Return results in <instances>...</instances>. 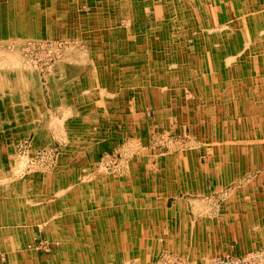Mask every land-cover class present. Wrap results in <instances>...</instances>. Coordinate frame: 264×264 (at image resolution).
<instances>
[{
	"label": "bare ground",
	"instance_id": "bare-ground-1",
	"mask_svg": "<svg viewBox=\"0 0 264 264\" xmlns=\"http://www.w3.org/2000/svg\"><path fill=\"white\" fill-rule=\"evenodd\" d=\"M124 1L127 4V0ZM225 1L220 0L216 17L219 12L220 14L222 12V15L227 12ZM245 1L248 8L243 12L252 13L248 19L261 18L260 20L264 22V0ZM143 2L142 5L145 4ZM170 4L173 7L178 2L147 0L144 9L141 8V4L136 5L133 12L139 28L133 26L135 47L130 48L125 40L128 36L126 30L119 25L123 15L119 11L123 5L122 0H0V139L4 138L7 146L4 157L0 142V185L8 187L7 194L0 191V264H110L107 257L119 249L133 251V255L131 253L126 256L137 258L138 264H153L152 258L157 255L149 250V244L139 242L143 239H135L126 232L127 229L133 230L134 225L128 224L131 228L123 226L125 233L120 237L113 238L105 233L110 226L115 228L109 221L111 214L124 217L130 215L129 218H135L139 210V216L142 217L143 203L134 199L139 191L133 188L130 179L106 177L102 172L100 174L96 172L100 171L96 169L98 167L83 165L84 151L79 149V142L83 140L81 147L84 149V144L88 143L87 140L90 138L96 143L95 140L107 137L105 129L118 126L119 123L123 127H128L131 122L136 121V116L122 107L119 99L121 92L119 90L115 92L116 87L112 85L111 90L114 91L112 99L106 101L109 107L105 116L108 127L103 125L102 112L95 110L93 105L95 98L90 94L91 90L85 78L83 76L81 79L77 78L81 72L89 74L94 69V66H86V62L82 60L91 59L99 69V65L106 58L111 68L109 71L112 72L111 82L118 85L120 82L122 90L124 82L128 87L136 88L132 95L138 101L136 104L133 103L134 107L131 110L133 112L141 107V102L144 101L153 108L169 105L175 109V113L178 111L177 113L184 116L183 121L185 119L190 121L199 117V109L205 110L203 100L210 103L207 110L212 109L213 113L211 116L206 112L205 120L223 123L225 114L222 113L232 118L229 121L231 124H228L229 130L223 132L220 137L228 140L229 137H239L233 110L230 115L227 112L230 106H227L228 104L224 106L222 103L220 106L218 102H221L222 91L226 90L234 91L243 101L248 94H254L255 91L264 94L263 79L258 78L255 73L249 74V69L244 70L242 62H238L235 56L241 50L237 49L236 54L232 48L233 43L237 45V41L244 47H249L251 43L258 47L259 38L250 39L246 44L244 40L237 38L238 36L233 40L232 33L228 31L233 28L231 27L233 23L224 27L222 25V29L214 27L212 31L211 28H206L209 27L206 22L202 23L206 36L201 34L195 36L194 30L199 28L197 23L200 19L197 18V14L204 15L205 12L199 6H192L193 8L186 10L184 14L187 19H184L187 23L186 30L190 31L187 38L185 28L180 36L171 33L169 20L165 23L153 18L155 21L150 20L151 23H148L150 7L155 9L152 17L158 14L156 12L160 10V5H165L169 13L176 17L178 15L176 11H181L182 8L177 6L171 8ZM183 8L185 11L186 7ZM100 19L104 24L102 27L99 24ZM237 19L239 18L236 17ZM217 23L218 21L215 22V26H218ZM145 29H148V34L145 33ZM136 30H139L138 33ZM222 30L229 32L227 36L220 37ZM218 32V37L209 38L210 33L218 35ZM177 38L180 39L179 42ZM23 42H27L28 49L20 47V43ZM35 43L53 47L52 55L55 56V62L50 67L53 73L45 76L44 82L40 77V70H34L35 62L28 56L29 48ZM62 44L68 45L61 48ZM225 45L231 47L228 50L229 54H223L225 68L211 66L212 58L215 57L212 48L216 50L218 46L224 48ZM195 47L198 49L202 47L200 52L203 54H196ZM61 59L67 61L60 62ZM185 61L188 63L187 66ZM197 61H202L206 65L199 67L194 64H197ZM206 70H211L212 73H207ZM182 71L187 74L185 78L192 77L191 82L187 84L181 82L180 78L182 74L184 75ZM233 71L238 72V79H234L238 81L236 83L234 81V84L227 81V84L221 85L224 78H232ZM217 78L221 81L212 80ZM197 81L200 82V86H197ZM144 87L148 92L141 94L140 90ZM42 88L47 90L52 108L61 107L63 115L60 119L55 115L57 112L44 114L46 111L42 107L45 103ZM219 93L220 97L216 99L215 95ZM184 94L186 97L181 98ZM250 100L251 96L247 99L245 108L247 112L245 115L249 120L255 112ZM182 105L188 108L186 114L181 111ZM177 118L174 117V120ZM109 123H112V126L108 125ZM17 136H31L36 147L45 146L49 138L64 140L67 147L60 156H57L58 159L51 171L46 169L47 171L30 177L25 173L19 177L21 173L18 172L14 178L10 173L15 170L16 152L8 143ZM115 136L116 133L113 131L110 141L115 140ZM218 147L213 149L211 146L212 153L204 151L208 155L205 157L206 163L203 151L187 147L186 150L182 148L179 152L165 157L164 164L156 171L146 170L145 162H141L140 165L137 163L133 165L131 174L137 177L134 180L139 184L147 182L156 184L158 177L159 185L167 186L171 184L170 182L177 185L178 181L184 182V173L181 175V172L177 171L183 165L181 163L187 159L191 162L187 164L186 169H192L194 175L200 177L204 171L231 169L227 159L236 158L239 161L240 155L250 146L243 148L241 144L235 146L234 142H230ZM253 149H256L255 144L247 151L253 152ZM258 149L264 151V146ZM199 155L202 163L197 159ZM216 157L219 162L216 161ZM246 159L242 158V161L245 162ZM249 159H253V156H249ZM4 167H7L6 172H2ZM8 169L10 172L6 176ZM94 171L96 176L91 178L90 175ZM146 171L153 176L149 181L146 180ZM122 204L124 206H121ZM101 218L105 221L98 222ZM253 226L249 225L251 229ZM191 242L196 243V239H192ZM37 244H45L47 251H41ZM175 245L176 248H186L189 254L199 252L201 255L205 248L199 245L194 247V244L181 240H177ZM88 247L97 250L96 253L88 254L89 257L85 253ZM150 248L156 252L162 249L160 244Z\"/></svg>",
	"mask_w": 264,
	"mask_h": 264
},
{
	"label": "rangeland",
	"instance_id": "rangeland-1",
	"mask_svg": "<svg viewBox=\"0 0 264 264\" xmlns=\"http://www.w3.org/2000/svg\"><path fill=\"white\" fill-rule=\"evenodd\" d=\"M142 2L143 0H130V1L127 0V4H126V1L122 0L123 5L119 10L120 13L123 14L119 20V25L124 29L127 28L126 33L128 36L126 37L127 38L126 40H128L129 43L128 46L130 48L135 47L134 37L132 35V31L134 29L133 26H135L136 29L139 28L138 22L135 21L134 19L135 15L133 10L137 7L136 6L137 4L142 5ZM177 2L178 4L173 5V7L170 4L171 8H174L176 6L177 8L180 9L182 8L181 11L180 10L176 11L178 14L176 17H174L172 13H169V9L165 8V5H160L161 7L160 10H157L156 12L158 14L152 17L155 9L154 7H150L151 13L150 16L147 18L148 23L149 22L151 23V21H155L154 19H156L158 22L164 21L165 23L166 21L169 20V28L170 27L172 28L169 29L172 31L171 33L180 36V33H182V30H184L185 28V33H186L185 36L187 38V36L188 37L190 36V31L186 30L187 23L186 21H184V19L185 20L187 19L184 14L186 13V10H190L193 7L199 6L205 12L204 15H201V13L197 14V18L200 19L198 20L199 23H197L199 28H196L194 30L195 36H198V34H201L202 36L204 35L206 36L205 30L202 29L203 27H205L202 23L206 22V24H209V27L206 28H211L210 30L212 31L215 29L214 27H218V29L219 28L222 29V25L224 27L226 24L233 23L234 25L231 26L233 28L228 30L229 32L232 33L233 40L238 36L237 38L244 40V43L246 44L249 43L248 40L250 39L259 38L258 43H260V45L258 47H254L253 43H251L249 47H244L242 44L240 45L239 41H237L238 46L235 45V43H233L234 45H232V48L235 53L238 51L237 49L241 50L238 51V54L236 53L237 55L235 56H237L236 59L238 60V62H242L241 64L243 65V69L244 68H245L244 70L249 69L250 70L249 74L255 73L257 74L258 78H261L264 81V70H262L264 68V34H263L264 22L260 20L261 18L254 20L252 18H249L250 19L249 22L248 17H251L252 13L250 14L248 12L247 14L243 12L245 8H248V4L245 0H240V2H236V3L234 2V0H226L225 4H227L226 6L227 12L225 14L227 15L225 14L222 15V12L221 14L219 12L218 13L219 15L217 16L218 18L216 17L217 15L216 11L220 6L219 5L220 0H177ZM143 3L145 4L141 6L142 9H144L147 6L146 5L147 0ZM183 6L186 7L185 11H183L184 9ZM236 17L239 19L236 20ZM217 21H218L217 23L218 26H215L216 25L215 22ZM99 24L101 27L104 25L101 19L99 20ZM148 25L151 26V24ZM147 30L148 29H145V33L148 34L149 31ZM136 31L138 33L139 30ZM228 31L225 32L222 30L220 37L221 36L223 37L224 35L229 33ZM215 34L210 33L209 38L212 39L219 36V32L218 35L216 34L217 36ZM177 39L179 42L180 39L179 38ZM188 41H190V39H188ZM20 44H21L20 47L22 49L25 48L28 49L27 42H23ZM66 45L68 44H62L61 48H64ZM52 48L53 47L49 45L42 46L41 43H35L32 45V47L29 48L28 56L35 62L36 68L34 70L36 71L40 70L39 74L40 77H42L41 79L43 82H44V77L51 74L52 71L50 70V67L55 62V56L52 55L53 54ZM199 48L201 49L202 47ZM200 49L195 47L196 54L199 55L203 54L202 52H200ZM230 49L231 47L229 45H225L224 48L223 47L220 48L218 46L216 50L212 48L213 50L212 54L215 57L212 58L211 66L213 65L216 68L217 67L225 68L224 66L225 63L222 61L223 54L224 55L229 54L228 50ZM25 54H26V50H25ZM185 63L187 66L188 63L186 61ZM178 64H182V62L181 63L178 62ZM194 64L198 65L199 67L200 66L204 67L206 65L203 64L202 61L200 62L197 61V64L196 63ZM237 75L238 72L233 71L232 78L228 77L225 79L223 77L224 78V79L222 78L223 84L221 85H224L225 83L227 84V81H230L229 82L230 84H234L233 83L235 81L234 79H238ZM186 76L187 74L184 72V75L182 74L180 78L182 79L181 80L182 83L187 84L188 82H191L192 77L189 76L188 78H185ZM240 79H241V74H240ZM212 80L221 81L218 78ZM259 85L261 84L259 83ZM197 86H200L199 81H197ZM228 91L229 90H226V92L222 91L221 97H220V93L215 95V97L216 99L220 97L221 102H218L220 103V106L221 103L224 106L228 104L227 106H230V108L227 112H229L230 115L234 114L235 116L234 121L238 125L239 137L237 138H239L240 141L235 140L234 144L235 146H240L241 144L243 148L248 146L251 147L252 145L255 144L256 149H253V153H252L253 159H256L257 163L260 162V164H262L261 162L264 160V151L258 148L264 146V142H262V140L264 141V137H263L264 94L257 93V91H255L254 94L251 95L248 94L246 96L247 98L245 99V101H243V99L240 100V97L238 96L237 93H234V91L233 92H228ZM250 96H251L250 102L254 106L255 112L251 117V119L249 120L248 117L245 115L247 113L245 108H247V99L250 98ZM185 97H186L185 94L181 96V98H185ZM43 98L46 100L45 103L47 109L52 110L49 102V97H47V94L45 95L43 94ZM131 98L128 97L127 101L128 100L130 101ZM202 102H205L204 103L205 110L202 111L201 109L202 115L205 116L207 112L208 115L212 116L213 115L212 109L207 110L210 103L203 100ZM146 107L143 106L142 108L139 107L138 109L134 110L133 113L136 116L140 117L139 120L131 122L128 125V127L122 126L121 129H119L118 131L116 129H113V131L116 132L115 140H111L108 142L103 141L102 143L101 142L95 143L94 141L92 142L90 138L89 140H87L89 142L84 144V149L81 147L83 140L80 141L79 143L81 148L79 147V149H81V151H84L82 156L83 158H85L84 159L85 163H83V165L98 167L96 169L100 171L99 172L96 171V172L99 174L102 172V174H105L106 177L126 178L127 176L131 175V170L134 164L137 163V165H140L141 162H148L147 161L148 158L152 156L156 157L159 154H163V152H165V155H170L171 148L178 149L184 146L187 147L191 146V148H194L196 151L204 150V149L209 151L211 149V146L213 149L217 147L216 143L220 142L221 145L225 146L227 144V141L229 140L233 141L232 139H234L232 137H229L228 140L220 137L222 136L221 134L223 132L229 130L228 124H231V122L229 121L232 118H229L226 113H222L225 114V117H223L224 119L223 123L221 121L212 122L207 119L206 120L204 119L203 121L205 123H203L198 121L196 118H192L187 123L182 120L178 124H176L175 122L169 123L162 119L159 120L158 115L165 116L166 112L162 113L160 110H155L153 108H149L148 106ZM176 113L172 115L176 116L177 114H179ZM219 115H221V112ZM238 121H240V123ZM254 138L256 140H254ZM201 139H203L204 141H202ZM32 140L33 138L31 136H17L13 140H10L8 143V145L16 152V159H15L16 161L14 163L15 170L13 171L14 174L13 172L10 173L14 178L17 177L16 174L18 172L19 174L21 173V175H18L19 177L23 176L22 173H25L29 175L28 177H30L31 175L44 172V170L47 171L46 169H49L48 171H51L54 167V163H56V160L58 159L57 156H60V153L63 151V149L67 147L66 142L61 139L50 140L49 138L45 146H39V147L38 146L36 147L33 144ZM249 140L251 141L249 142ZM0 142L2 143V152L5 157L7 152L6 150L7 146L5 144L4 138H1ZM250 147H248L244 151L246 152L247 150L250 149ZM47 151L48 153H46ZM243 154L244 152L241 155ZM200 155L197 158L198 161L200 160L201 157ZM194 156L197 157V155ZM253 159L244 160L246 165H241L240 168L235 169L236 167H238V165L240 166V164H238L239 161L236 158H234V160L232 158H228L227 161L232 167L231 168L232 173L227 172V177L228 178L233 177L236 179L233 182L224 183L221 187L217 189L215 188H211L210 190L209 188L208 190L197 189L198 191L194 190L193 192H191V194L189 192L181 193L180 196L178 197L174 195H166L167 193L166 189L165 188L160 189L159 190L160 195L156 197V201L154 203L155 209L170 210L173 207V204L177 201V199L179 200L182 198V201L184 202L185 205L183 206L185 210V217L191 214L190 216L193 219V221L196 219L195 217H197V219H200L201 217H205V216H207L208 222L212 220L219 221L223 218L224 219L227 218V208L230 209L231 213L234 212L233 211L234 201L232 202L230 201L231 195L236 191H240V192L244 191L245 188L250 186L248 188H250L252 191H247L246 193L248 192L251 193V194H247L249 196V199H251L250 197H252L251 196L252 194L255 195L256 198L244 202H242L241 199L239 204L242 207H244L245 205H246L245 207H248L249 204L253 205L250 208V212L252 211L253 213H250V215L245 218V221L250 222L252 225L256 224V226H258L260 219L264 221V169H261L260 171H251V169H254L256 167L255 164L253 163ZM87 160L89 162H87ZM216 161L219 162L220 160L216 157ZM34 163L36 165H34ZM200 163H202L201 160ZM3 169L5 171L2 170V172L7 171V167H4ZM9 170L10 169H8L6 176H8L10 172ZM92 173L93 174L90 175V177L94 178L96 176L95 171ZM105 175L103 176L105 177ZM56 177L58 178V176ZM4 187L5 186L3 184L0 185V191L2 190L1 192L3 194L4 193L7 194L8 187L5 188ZM203 192L206 193L203 194ZM245 195H246L245 193H242L241 194L242 198L248 199L244 197ZM258 197L260 199H258ZM239 204H238V208L240 207ZM256 205H259V207L261 208L259 214L254 213V211L256 210L255 209ZM246 211H249V209L248 210L246 209ZM183 215L184 214H182L179 217L184 218ZM161 224H165V222ZM176 224H178V222ZM224 225L226 228L232 225L230 231L227 234H224L223 237H221L220 239L214 238L212 242H208L204 246L205 247L203 249L204 252L201 255L191 253V256H189L188 253L187 254L183 253L184 251L180 250L174 252V250L170 251V248L163 247L159 252L156 253L157 255L153 260V264H261V263L264 264V234L257 233L258 228L256 230L250 228L249 231L245 230L244 233L242 231L237 233L236 223L234 221H231L230 223H226L225 221ZM225 232L227 231L225 230ZM37 248H40V250L44 252L47 251L45 244H37ZM96 251L97 250L88 247L85 250V253L86 256L89 257L88 254H91V252H96ZM118 260L114 259L113 264H118V263L138 264L137 258L123 257L120 259L119 262Z\"/></svg>",
	"mask_w": 264,
	"mask_h": 264
},
{
	"label": "crops",
	"instance_id": "crops-1",
	"mask_svg": "<svg viewBox=\"0 0 264 264\" xmlns=\"http://www.w3.org/2000/svg\"><path fill=\"white\" fill-rule=\"evenodd\" d=\"M138 29V28H137ZM126 30V29H125ZM134 31V29H133ZM127 38H125L126 40ZM128 42V40H126ZM135 42V41H134ZM129 44V43H128ZM135 44V43H134ZM106 57V56H105ZM60 62H66V59H61L59 60ZM83 62H86V66H94L92 73H83L81 72L78 75V79H81L82 76L83 78H85L86 84L88 85V87L90 88L89 90H91L90 94L94 95L95 101H93L95 104H93V102H91L94 107L95 110L97 111H101L102 115H103V125H106V115L107 112L106 110H109L108 105L106 103L107 100H111L112 99V93L114 92L113 90H111L112 85H114L116 88L115 92H117L119 90L120 96L119 99L121 100V105L122 107L130 113L131 115H135L133 113L132 107H134L133 103H137L138 99L136 100V98L133 96L134 92H136V88L135 87H128L127 83L124 82V88L122 90L121 88V83L119 82L118 84H115L113 82H111V75L112 72H110L109 70L110 68V64L107 62L108 60H106V58L103 59V62L101 65H99V69H97V67H95V65L93 64V61L91 59H87V60H82ZM63 66V64H62ZM70 68V65H69ZM207 73H212L211 70H206ZM77 75V74H76ZM120 77H122V75H120ZM119 77V78H120ZM42 78V77H41ZM110 80V81H109ZM150 86H147V88H149ZM145 90V87L140 90V92H142L141 94H143L145 91L148 92V90ZM135 90V91H134ZM42 94H47V90L45 88H42ZM122 94V95H121ZM133 94V95H132ZM128 97H134L131 98V100L128 102L127 99ZM45 100V99H44ZM46 102V100H45ZM49 102H50V98H49ZM44 105L42 106L46 112H44V114H55L59 119L62 117L63 112L62 109H60L61 107L56 106L55 109L52 108V104L51 105V109L49 110L47 109L46 103H43ZM142 106L140 108H142L143 106H148L149 108H153L151 105H148V102H141ZM160 105V107L158 108H153L155 110H160L162 113H165V116H160L159 120H165L166 122H175L176 124H178L180 121H182V116L180 115L181 113H179V115H176L178 118L176 120H174V114L175 113V109L170 108L169 105L166 106H162ZM183 107L181 108V111H183L182 113L186 114V112L188 111V108L186 105H182ZM59 107V108H57ZM136 107V106H135ZM147 108V107H146ZM200 111V115L199 117H197V120L200 122L205 123L203 120L205 119V116L202 115V111L201 109H199ZM178 112V111H177ZM136 116V115H135ZM184 117V116H183ZM140 118L138 116H136V121L139 120ZM185 119V118H184ZM109 122L111 121L110 115H109ZM184 122H189L188 120H184ZM108 125L112 126V123H109ZM118 126L115 127H110L105 129L107 132V137L104 136V138L102 139H97L95 140V138H93V140L96 141V143H102L103 141H110L111 136H112V132L113 129H116L117 131L119 129H121V124H117ZM105 127H108L107 125ZM115 132V131H114ZM116 133V132H115ZM249 137V136H247ZM264 137V136H263ZM200 139V138H199ZM228 139V138H226ZM202 141H204L203 139H201ZM233 141H227V143L230 142H234L235 140H239V138H234L232 139ZM254 140H256L254 138ZM221 141V140H219ZM240 141V140H239ZM251 140H249L250 142ZM262 142H264L262 140ZM216 143V140H215ZM217 148H219L218 146H222L219 143H216ZM184 150L187 149V146L182 147ZM182 148H171V155L175 154V152H179ZM188 148H191V146H188ZM177 151H176V150ZM203 151V156L208 157L207 153H205L204 151L207 150H201ZM208 152H211V150H209ZM248 152V154H247ZM212 153V152H211ZM217 153V152H216ZM253 152L250 151H246L243 155L241 156V161L239 159L238 164H240V166L238 165L237 168H240L241 165H246L245 162L242 161V158H247L246 160H250L249 156L252 155ZM230 155V154H229ZM228 155V156H229ZM169 155H165V152H163V154H159L158 156H152L150 158H148V162H145V169L146 170H151V171H156L157 169L161 168L162 165L165 162V157H167ZM252 160V159H251ZM180 162V161H179ZM191 162V160L187 159L183 164L180 169L177 172H181V175L183 174V183L181 181L177 182V185L174 184V182H170L171 184L166 185H162L157 182L158 181V177H157V181L156 184H151L152 182H147V183H142L139 184L137 181L135 182V178H137L135 175L131 174L130 176H127L126 178H121V180H131L133 185V188H135V190H138L139 193L136 194L134 199H138L143 203V211H142V217L139 216V210H137L138 215L135 218H129L130 215H126L125 217L123 215H117L114 214L112 216V214L110 215L111 217L109 218V221L111 222V224H113L115 226V228H117V230L113 227L110 226L109 229H107L105 231V233L107 232V235L110 237H120V235L122 236L125 233V230L123 229V226H127L130 227L128 224L134 225L132 226L134 229L133 230H128L127 229V233L129 235H133L135 239H143L142 243H147L148 248L150 251H152V253H157L155 250L151 249L150 247L154 246V245H158L160 244L163 245L161 246V248L166 247V248H170V251L174 252L176 251H184L183 253L187 254L188 251H186L185 249H181V247L176 248V241L177 240H181L184 243H190V244H194L193 246L195 247L196 245H199L200 247L205 246L208 242H212V240L214 238L216 239H220L221 237H223L224 234H227L230 229L231 226H228V228L225 227L224 223L226 221V223H230L231 221H234L236 223V231L237 233L242 231L243 233L245 232V230L249 231L250 227L249 225L251 224L248 221H245V218L248 217L250 215V213H253L252 211L250 212V208L253 205H250L248 207H242L239 202L242 199V202L244 201H249L251 199H255V195H251L252 197H250L251 199H249V196L247 194H251L250 192L246 193L247 191H252L250 188V186H248L247 188H245L244 191H236L231 195V199L230 201H234V206H233V213H231L230 209L227 208V218L226 219H221V220H217V221H209L207 220V216L205 217H201L200 219H197V217H195L196 219L193 221V219L191 218V214H189L187 217H185V210H184V202L181 199H177V201L173 204V207L170 210H163V209H159L156 210L155 209V201H156V197L158 195H160L159 190L162 188L166 189V195H174L176 197L180 196L181 193H187L189 192L191 194V192H193L194 190L198 191L197 189H204V190H209L211 188H219L221 187L224 183L227 182H233L236 178L227 177V172H231L232 170L229 168H221V170H208V171H204L202 173V175L200 177H197L196 175H194L195 173L193 172L192 169H186L187 164ZM204 162L206 163L207 160L205 158ZM253 163L255 164V168L251 169V171H260L261 169H264V160L261 162L262 164H260V162L257 163L256 159H253ZM182 168V169H181ZM249 170V169H248ZM146 180L149 181L151 178H153V176L146 171ZM156 179V178H155ZM154 181V180H153ZM127 183V182H124ZM138 183V186H137ZM147 184V185H146ZM261 185V184H259ZM132 190V189H131ZM134 190V189H133ZM170 190V191H169ZM206 192H203V194H205ZM245 193L246 195L244 196L245 198L248 199H244L242 198L241 194ZM133 194V193H132ZM258 196V195H257ZM260 197V196H259ZM258 197V199H260ZM132 199V200H134ZM198 200V199H196ZM195 200V201H196ZM120 201H122L120 199ZM122 203V202H121ZM238 204H239V208H238ZM121 206H124V204H122ZM246 209L249 211H246ZM255 211L254 213H258L261 211V208L259 207V205H256L255 207ZM230 211V212H229ZM183 212V213H182ZM182 214H184V218L179 217ZM144 216V217H143ZM111 219V220H110ZM101 221H105L104 219H100L98 220V222ZM259 224L258 226H256V224L253 226V229H257V233L259 234H264V221H262V219L259 220ZM165 224H161L164 223ZM178 222V224H176ZM209 223V224H208ZM211 223V224H210ZM246 223H248V225H246ZM261 223V224H260ZM183 224V226L181 225ZM113 227V228H112ZM131 228V227H130ZM225 230L227 232H225ZM234 230V227H233ZM192 239H196V243H192L191 240ZM166 245V246H165ZM142 248V247H141ZM142 250H144L142 248ZM96 253V252H95ZM133 255V251L129 252L128 250H116L114 251L111 255H109L107 257V260L109 261L110 264H113L114 259L118 260V262L120 261L121 258L123 257H128L126 256L131 254ZM137 253V250H136ZM189 254V253H188ZM198 255H200V253H196ZM189 256H191V254H189ZM155 256H153L152 261L154 260ZM127 263V262H125ZM119 264V263H118Z\"/></svg>",
	"mask_w": 264,
	"mask_h": 264
}]
</instances>
